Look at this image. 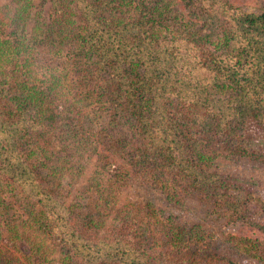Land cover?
<instances>
[{
  "label": "trees",
  "instance_id": "1",
  "mask_svg": "<svg viewBox=\"0 0 264 264\" xmlns=\"http://www.w3.org/2000/svg\"><path fill=\"white\" fill-rule=\"evenodd\" d=\"M16 11L0 27V264H40L34 230L68 263L161 264L162 244L179 264H237L211 253L206 229L122 202L86 172L111 153L171 203L197 192L235 221L253 213L212 166L264 160V9L21 0Z\"/></svg>",
  "mask_w": 264,
  "mask_h": 264
},
{
  "label": "rangeland",
  "instance_id": "2",
  "mask_svg": "<svg viewBox=\"0 0 264 264\" xmlns=\"http://www.w3.org/2000/svg\"><path fill=\"white\" fill-rule=\"evenodd\" d=\"M232 1L244 9L256 13L264 9V0ZM20 4L21 0H0V27L9 29L14 26L13 20L18 17L16 6L19 7ZM48 6L44 13L47 12ZM30 22H34L32 18ZM212 168L224 177L230 178L226 179V183L232 185L230 189L235 190H228V192L239 194L233 185H241L245 188V192L241 196L252 202L251 212L254 211L246 216L245 220L235 221L232 217L233 212L220 208L217 199L213 196L204 197L197 192L191 194L186 203L181 205L171 203L160 189L146 184L132 174L126 161L111 153L96 155L90 163L86 177L96 179L101 187L110 189L122 202L127 200L151 201L165 214H174L178 222L206 229L212 236L211 253L213 254H223L237 264H264L262 255L250 244V241H264V210H260L258 198L264 199V160L245 156L220 155L216 157ZM31 235L34 239L32 241H37L38 244L40 264H81L80 260L72 263L63 260L52 250L43 233L34 230ZM150 243L152 244V241H149L148 245ZM22 245L27 247L24 248L27 251L30 250L27 241ZM161 245L156 247L157 253L161 255L160 260L163 262L161 264H179L181 262L177 258L170 261L168 259L169 250L167 252L166 248H162ZM173 257L178 256L169 255L170 259Z\"/></svg>",
  "mask_w": 264,
  "mask_h": 264
}]
</instances>
